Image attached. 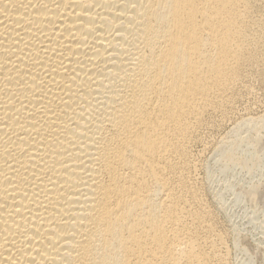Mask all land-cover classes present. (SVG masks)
Listing matches in <instances>:
<instances>
[{"label":"bare ground","instance_id":"6f19581e","mask_svg":"<svg viewBox=\"0 0 264 264\" xmlns=\"http://www.w3.org/2000/svg\"><path fill=\"white\" fill-rule=\"evenodd\" d=\"M257 4L0 0V264H229L198 172L262 57ZM239 117L228 161L264 120Z\"/></svg>","mask_w":264,"mask_h":264},{"label":"rangeland","instance_id":"374dc122","mask_svg":"<svg viewBox=\"0 0 264 264\" xmlns=\"http://www.w3.org/2000/svg\"><path fill=\"white\" fill-rule=\"evenodd\" d=\"M263 1L256 0L257 6ZM262 46V57L245 72L248 93L238 98L231 119L206 135L205 140L210 145L202 154V168L198 172L208 204L215 209L224 232L229 264H264V120L255 123L257 130L247 124L239 126L235 134L238 143L231 160L221 156L224 145L221 142L230 136V130L240 121L239 116L257 118L264 114V44Z\"/></svg>","mask_w":264,"mask_h":264}]
</instances>
